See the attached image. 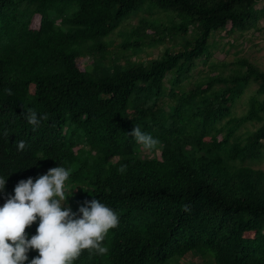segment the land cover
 Wrapping results in <instances>:
<instances>
[{"label": "trees", "instance_id": "1", "mask_svg": "<svg viewBox=\"0 0 264 264\" xmlns=\"http://www.w3.org/2000/svg\"><path fill=\"white\" fill-rule=\"evenodd\" d=\"M139 12L172 17L168 26L139 20L120 44L130 54L110 57L103 39ZM262 21L264 0H0V206L18 182L60 165L71 170L73 213L95 198L120 218L109 252L85 251L74 264H264V172L250 166L264 161V72L238 60L227 77L184 85L209 61L215 34L261 32ZM175 37L178 50L130 60L144 42ZM251 84L248 109L235 116ZM29 109L48 117L35 130ZM135 126L160 141L151 157L129 135Z\"/></svg>", "mask_w": 264, "mask_h": 264}, {"label": "clouds", "instance_id": "2", "mask_svg": "<svg viewBox=\"0 0 264 264\" xmlns=\"http://www.w3.org/2000/svg\"><path fill=\"white\" fill-rule=\"evenodd\" d=\"M5 92L12 95L11 89ZM47 118L46 114L38 115L32 109L25 113L33 130ZM129 135L145 152L159 151L160 141L142 132L140 127L135 126ZM26 147L24 140L18 141V151ZM126 168L122 165L119 172L124 173ZM70 172L59 165L35 181L29 178L18 182L14 195L0 206V264H26L30 250L37 255L29 264H74L85 251L100 256L109 252L104 241L119 226V215L95 198L73 213L66 205L71 195L66 194ZM5 183V178L0 177V192ZM182 211L190 212L191 208L185 204ZM37 221L36 234L28 238L26 229Z\"/></svg>", "mask_w": 264, "mask_h": 264}, {"label": "rangeland", "instance_id": "3", "mask_svg": "<svg viewBox=\"0 0 264 264\" xmlns=\"http://www.w3.org/2000/svg\"><path fill=\"white\" fill-rule=\"evenodd\" d=\"M260 5H257L258 8ZM155 13L153 15H148L144 12H139L137 15L131 17L127 21L123 22L112 34L103 39V42L108 40L107 51L109 52L110 57H114L116 53L122 54H130V50L122 52L120 50V44H122L126 40L128 35L126 33L130 32V30L135 27L139 20L146 19H158L159 22L165 26L169 25L170 18L172 17L170 13ZM166 16V17H165ZM166 24H164L165 22ZM37 17L33 19L31 23V27L34 28L37 25ZM176 22V21H175ZM168 23V24H167ZM259 27L263 29L264 21L259 23ZM264 30V29H263ZM151 30H147L146 33H150ZM211 52L212 55L209 61L206 64H198L197 67L192 72V77L184 83V85L188 86L193 83L195 80H199L205 78L207 76H213L216 74H221L224 77H227L239 68L236 63L238 60H246L247 62L253 64L260 71L264 72V31L256 32L250 30L240 35L239 33H235L233 36H225L224 32L215 34L211 39ZM182 45V40L179 37H175L174 39H166L162 43L155 44L153 46H148L145 42L144 45L140 47V51L131 55L130 60L145 63L150 59L158 58L164 49H169L171 52H174L180 48ZM90 61L84 58L79 63V66L83 68L88 65ZM119 63H122V60H119ZM211 64L215 65L212 68ZM243 71V70H242ZM257 86L255 84H251L241 96L239 101L234 106V115L241 116L248 109V101L251 96L255 94V90ZM165 101H168L165 99ZM261 123H245L242 125L236 132L237 135L244 138L249 132L254 131L258 128ZM141 154L151 157L148 152L144 150L141 151ZM160 153L157 152L156 156L159 157ZM253 169L261 170L264 172V161L254 162L250 165ZM87 201V200H85ZM88 202V201H87ZM81 207V206H80ZM78 209L76 213H78ZM200 261L198 256L188 257L185 260H181L180 264H195Z\"/></svg>", "mask_w": 264, "mask_h": 264}]
</instances>
